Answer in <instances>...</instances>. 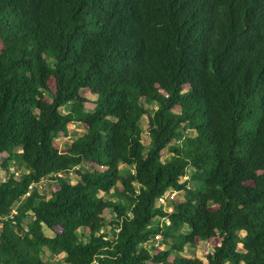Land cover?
<instances>
[{
    "label": "trees",
    "instance_id": "trees-1",
    "mask_svg": "<svg viewBox=\"0 0 264 264\" xmlns=\"http://www.w3.org/2000/svg\"><path fill=\"white\" fill-rule=\"evenodd\" d=\"M0 169V264H264V0H0Z\"/></svg>",
    "mask_w": 264,
    "mask_h": 264
},
{
    "label": "rangeland",
    "instance_id": "rangeland-1",
    "mask_svg": "<svg viewBox=\"0 0 264 264\" xmlns=\"http://www.w3.org/2000/svg\"><path fill=\"white\" fill-rule=\"evenodd\" d=\"M82 92H83V94L87 97V99H88V102H85V108L86 109H92V107H93V101H94V99H95V96L94 95H92V94H90L89 92H88V90H82ZM149 106V105H148ZM76 124V126L75 127H73V126H71V128H70V134L68 135V136H63V137H59V138H57V142H58V144H60V146L62 147V148H64V147H66L67 145H69L70 144V142H71V140H73V139H75L77 136H80V135H82L86 130H85V128L82 126V125H80V124H77V123H75ZM140 126H141V128H142V133H141V137H142V142H143V144H147V142L149 141V136H148V134H147V118H146V116H142V118L140 119ZM163 158L165 159V158H168V154H166V155H164L163 156ZM122 167H123V165H122ZM12 170H14V169H11V171ZM189 170H191V169H189ZM7 174L8 173H5V171H2V169H0V177L3 179L4 177H6L7 176ZM68 176H70V178L72 179V181L74 182L77 178L74 176V174L72 173V171H70L68 174H67ZM187 178V177H186ZM47 182L48 181H44L43 183H41L42 185H45V186H48L47 185ZM195 182L192 180L191 182H190V186H192L193 184H194ZM120 183H118L117 185H119ZM43 189V188H42ZM44 192H46L47 193V191H48V188H44ZM48 194V193H47ZM99 194L100 195H102L103 194V192H99ZM176 194V192H174V191H172V192H170V194H168V196H173V195H175ZM177 195H179L178 193H177ZM109 198H111V199H114L115 198V196L113 195V193H112V191L107 195ZM164 204V206H166L167 205V202H163ZM110 218V210H107L106 211V222H105V226H104V229L106 228H108V224H106L107 223V221H108V219ZM29 219V217H27L26 218V220H28ZM43 230H44V232L47 234V235H52L51 234V232H50V230L47 228V227H45V226H43ZM186 230V229H185ZM206 247V245H205V243L204 242H200V244L198 245V246H196V247H191V246H188V245H186L185 246V248H184V250L182 251V252H180V255H183V256H190V257H192V256H197V257H203V253H204V248ZM64 253L63 252H61V253H59V254H57L56 256H49V253H48V251L46 250V249H44L43 250V252H42V254H41V257H42V259L44 260V263L45 264H56V262L57 261H61V262H63V264H67V262H65L64 260H63V257H64Z\"/></svg>",
    "mask_w": 264,
    "mask_h": 264
},
{
    "label": "built area",
    "instance_id": "built-area-1",
    "mask_svg": "<svg viewBox=\"0 0 264 264\" xmlns=\"http://www.w3.org/2000/svg\"><path fill=\"white\" fill-rule=\"evenodd\" d=\"M71 126L75 127V124L72 123Z\"/></svg>",
    "mask_w": 264,
    "mask_h": 264
}]
</instances>
